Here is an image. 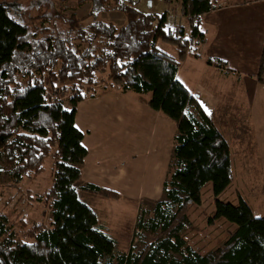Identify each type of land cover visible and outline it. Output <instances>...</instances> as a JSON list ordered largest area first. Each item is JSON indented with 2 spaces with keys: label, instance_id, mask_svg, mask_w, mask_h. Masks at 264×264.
Masks as SVG:
<instances>
[{
  "label": "trees",
  "instance_id": "obj_1",
  "mask_svg": "<svg viewBox=\"0 0 264 264\" xmlns=\"http://www.w3.org/2000/svg\"><path fill=\"white\" fill-rule=\"evenodd\" d=\"M73 1L89 4L84 17L88 22L64 17L66 27L62 30L42 23L30 29L10 17L0 3V151L11 167L7 174L16 184L40 172L49 157L53 160L52 185L43 197L48 202V226L33 225L28 232L30 241L22 242L0 216V264H100L101 258L111 255L112 241L97 229L96 215L77 199L75 189L86 156L82 133L74 126L76 106L85 100L83 87L90 92L103 81V74L109 86L122 94L147 96V107L171 120L183 135L175 157L186 168L176 172L173 181L187 198L159 237L191 228L187 208L201 204V190L209 185L214 211L207 223L223 219L234 225L235 231L193 264H264V217H255L240 195H236L235 204L218 199L232 182L226 140L215 129L192 133V122L183 114L185 107L193 106L208 121L197 96L176 78L189 42L182 38L177 43L180 36L175 38L166 28L165 12L137 11L139 0ZM177 1L190 24L191 37L202 40L198 24L212 10V0ZM109 11L120 12L124 24L117 27L98 19ZM37 18L40 22L49 20L46 16ZM158 42L172 46L175 55L159 51ZM79 44L84 47L79 49ZM206 64L215 65L209 60ZM257 79L264 84V45ZM47 88L52 93L70 88V108L47 101ZM93 193L102 199H120L107 189ZM145 254L144 249L138 263Z\"/></svg>",
  "mask_w": 264,
  "mask_h": 264
},
{
  "label": "crops",
  "instance_id": "obj_2",
  "mask_svg": "<svg viewBox=\"0 0 264 264\" xmlns=\"http://www.w3.org/2000/svg\"><path fill=\"white\" fill-rule=\"evenodd\" d=\"M175 2L177 1L175 0ZM212 4V10L202 16L198 24V31L202 34L204 41L202 42L201 40V42L193 44L190 54L195 56V58L186 56L178 67L176 74L177 80L191 94L197 96L199 105L211 126L196 107H185L183 114L192 122L193 129L195 128L194 126L201 124L202 129H209L210 131L215 129L223 136L229 146L233 183L235 178L239 179L237 182L238 187H235L236 190L255 217H264V169L257 171L253 168L254 163L258 166L259 153L264 152V129H262L264 128V85L257 84L254 81L248 87V89H251L249 93L247 86L241 89L245 96L250 94L248 110L250 121L247 124L235 127L225 120L219 123L222 117H217L218 121L213 118L214 109L218 102L215 98H218L217 94L223 91L221 83L218 84L217 81L227 82V79L232 76L224 75L221 70L218 71L214 66L205 63V60L212 61L215 65L216 63L217 65L224 63L225 69H230V75H235L237 72L242 74L238 67L241 70L248 69L249 66L253 68L254 59L257 56L259 58L260 51L264 45V0H212ZM165 24H169L167 19ZM251 44L256 46L255 50L250 49ZM221 50H225V52L220 55L215 53ZM197 63H200L198 65L207 70L204 71L206 76L203 80H201L203 75L199 79L197 72L195 73V70L199 68L198 65L196 67ZM207 66L209 69L206 68ZM209 77L212 80H209ZM243 78L245 82L249 79ZM207 79L209 83H204ZM214 81L215 83H213ZM90 100L94 99L91 98ZM85 101H89V99L77 104L74 119V126L82 133L81 144L86 150L80 179L76 182L75 189L77 199L96 215L97 229L103 232L113 243V251L111 255L105 257V261L108 258V264H144L149 253L154 254L155 252L147 249L144 259L138 263V258L145 247L141 248L136 243H142L145 235L147 236V241L144 246H147V243H151V245L152 243H159V247L155 246V255L158 256L165 255V249H170L169 246L172 247L168 243L171 240L170 237L176 238L184 235L182 241H187L186 238H191L192 236H194V240L197 239L196 241L208 240L206 232L201 231L202 229H195L189 217L191 228L175 229L170 234L159 238V240L155 242L153 240L156 231L158 229L160 231L163 230L175 210L187 198L186 192L173 181L174 174L186 168V164L175 157V150L182 142L183 135L178 134L174 127L172 132L174 143L171 153H168L165 160L163 159V154L157 157L148 166V169L146 166V161L148 160L146 158L138 160L142 164L134 160V154H137L140 141L138 138L133 137L131 139L127 137L126 126L115 123L121 121L120 116L112 118L114 121L112 122L105 115L106 107L100 105L99 107L102 108L99 109L91 107L87 120L80 121L82 115H80L79 108L80 104ZM130 104L141 110L140 114L143 116L141 117V122L143 124H146L148 120L158 118L159 114L149 107L134 102H130ZM95 110L100 112V119L97 121L94 120ZM261 125H263L262 128L260 127ZM122 129L126 130H124L122 135L117 133L121 132ZM227 129L229 130L225 133ZM239 130L241 131L239 132ZM227 135H230L231 139H228ZM238 139H241L242 142L237 141ZM146 169L153 174L156 171L158 177L161 172L165 171L158 182H154L149 186V190L144 188V182H140L145 178ZM171 170L172 172L170 173ZM256 175L260 179L257 182L251 181V177ZM229 187L230 185L218 196V199L227 193L226 191ZM204 188H207L210 192L209 185ZM101 189L111 190L120 195L119 200H112L118 201V203H112L116 204V206L113 207L111 203H107V199H102L98 195L89 193V191L93 192ZM202 190L201 204L193 206L200 207L202 205ZM176 193L181 194L180 202L175 201V198H173ZM155 197L156 199L153 200ZM211 197L213 198L212 195ZM231 198V201L226 202L235 204L236 200H234L232 195ZM171 204L173 207H170ZM148 206H150V210H148ZM116 208H118L117 211ZM213 211L212 201L209 217L212 216ZM217 220L226 222L223 219ZM227 224L235 231L234 225ZM147 233L152 234L149 235ZM190 253H187L188 259H190L189 263H182L177 260L173 264H193L204 254L197 253L194 250H190ZM183 256H185V253ZM166 257L168 256L166 255Z\"/></svg>",
  "mask_w": 264,
  "mask_h": 264
},
{
  "label": "rangeland",
  "instance_id": "obj_3",
  "mask_svg": "<svg viewBox=\"0 0 264 264\" xmlns=\"http://www.w3.org/2000/svg\"><path fill=\"white\" fill-rule=\"evenodd\" d=\"M0 3L4 4L7 7L8 15L10 17H12L19 23L27 25L30 29L39 27L42 23V25L44 26L55 27L56 30H62L66 27L63 23L64 17L69 18L70 16H73L78 20H83L90 8L88 3L76 5V2L73 0H67L65 2H60L59 0H0ZM178 4V1L175 2V0H139L135 6V9L144 14L153 13L155 15H162L165 12L166 19L169 23L165 24V26L167 25L166 28L172 32L175 38L178 39V37L180 36V38L177 40V43L180 42V39L182 38L186 39L189 42L190 48L185 52V57L189 56L195 58V56H192L190 53L192 51L193 44L201 42V40H197L196 38L191 37L192 35L190 34V24L186 22L185 17L182 15L181 7L180 5L178 6ZM39 16H46L49 20L40 22V18H37ZM98 19L103 22H110L117 27H120L125 22L124 16L117 11L101 13L98 16ZM87 22L88 19H84V23ZM203 41L204 40L202 39V42ZM83 47V44H79V49H82ZM255 47L256 46L253 44L250 45L251 50H255ZM156 48L159 51H162L171 56L175 55L174 48L166 43L158 42L156 44ZM224 52L225 50H221L219 52L216 51L215 53L220 55ZM260 55L259 58L257 56L256 59H254L253 63L255 64L253 68L252 66H249L248 69L241 70L238 67V70L241 71L242 74L237 72L235 73V75H230L231 71L230 69H225L224 63L213 65L214 68L218 69V71L221 70L224 75L232 76L230 77V79H227V82L217 81L218 84L221 83L223 91L217 94L218 98H215L218 102L216 108L214 109V120L218 121L217 117H222L219 123L225 120L235 127H240L241 124H247L250 121V118L248 116L250 94H246L245 96L244 92L241 89L245 86H247L248 89V87H250V85L253 84L254 81L257 82V84L264 85L257 79V70ZM207 61L208 60H205V63ZM200 63H197L196 67ZM206 68L209 69L208 66ZM204 71L207 70L203 69V67L200 66L195 70V73L197 72L199 79L201 75H203V78H201V80H203L206 76ZM243 77L249 78L250 81L249 79H247V81L245 82ZM209 80L212 79L209 77ZM209 80H205L204 83H209ZM101 81L102 82H100L99 84L90 88V92H86V88L83 87L82 94L83 96H85V100L89 99V101H85L80 104L79 112L80 115H82V119H80V121L87 120L89 109H91V107L94 109H99L102 108L99 107L100 105L105 106L106 117L114 122L112 118H118V116H120L121 121H117L115 123H117L118 125H125L127 128V131L125 129H122L121 132L117 133H120V135H122L125 130L127 132V137L131 139L133 137L139 139L140 145L137 154H134V160L138 161L146 158L148 160L146 161L147 168L152 162L155 161L157 157H160L162 154L164 155L163 159L165 160L168 153H171V148L174 143L172 140V132L174 131L173 122L158 113L159 115L157 114V119L150 121L148 120L146 124H143L141 122V117H143L142 114H140L141 110L130 104V102L147 106L146 103L148 97L138 96L133 93L122 94L118 90L109 86L108 82L105 80L104 74L101 75ZM213 83H215V81ZM238 89H240V91H238ZM209 90L212 91L211 89ZM46 91L47 101H57L61 103L62 108H70L68 99L73 94L70 88L56 93L49 92L48 88L46 89ZM247 91L249 93L251 89H248ZM91 93H93V97H91ZM91 98L94 100H90ZM95 112L96 113L94 114V120L97 121L98 119H100V112H98L97 110H95ZM207 122L211 126V123L209 121ZM195 124L197 125V123ZM194 127L195 128L192 130V133H198L201 129V124ZM260 127L262 128L263 125H261ZM228 130L229 129H227L225 133H227ZM206 131H209V129H207ZM240 131L241 130H239V132ZM227 137L228 139H231L230 135H227ZM237 141L242 142L241 139H238ZM256 152L258 153V151ZM259 155L258 166L255 163L253 165V168L257 171H259L260 169H264V152L259 153ZM52 161V158L49 157L44 161L40 172L31 174L29 175V177H23L16 184H14L12 183V179L7 174L11 170V167L5 163L3 153L2 151H0V169L3 170L0 172V216H4L6 218V226L14 234V237L22 242L30 241L28 238V232L32 229L33 225L41 224L44 227L48 226V202L44 201L43 197L48 193L52 185ZM138 162L142 164L140 161ZM148 169H146L145 178L140 182H144V188H148L149 190V186L154 182H158L165 171L161 172L158 177L156 171L153 174ZM171 172L172 170L170 171V173ZM258 179H260L258 175L251 177V181L257 182ZM238 180V178H235V182L233 183L232 179V185L230 184V187L226 191L227 193L223 194V196H220L221 200L231 201V195L232 197H234V200H236V195H240V193H238L235 188L236 186L238 187ZM89 193L93 192L89 191ZM180 195V193H176L173 196V198H175V201H181ZM155 199L156 197L153 200ZM202 200L203 202L200 207H196L193 205L188 206L186 215L194 224L195 229H202L201 231L206 232L208 240L196 241L197 239L194 240V236H192L191 238H186L187 241H182L184 235L181 237L177 236L176 238L170 237L171 240H169L168 243L172 245V247L169 246L170 249H165V255L158 256L155 255V246L159 247V243H152V245L151 243H147V246H144V243L147 241V236L145 235L143 237L142 243L137 242L136 244H139L141 248L145 247L143 248L145 249V251H147L148 249L155 252L154 254L149 253V256L146 257V261H144V264H160V262H162V264H172L177 260L181 261L182 263H189L190 259H188V254H191L190 250H194L197 251V253L203 254L216 246L222 245L225 242V239H227V237L233 230L229 224L223 222L222 220L213 221L211 224L207 223V220L210 218V206L212 205L213 201V198L211 197L210 192L207 190V188H204L202 190ZM106 201L107 203L111 204L118 203V201H112L109 199H107ZM112 205L113 207L116 206V204ZM148 207V210H150V206ZM170 207H173V205L171 204ZM117 210L118 208H116V211ZM160 233L161 231L158 229V231H156L155 235L153 236L154 242L159 240ZM147 234L150 235L152 233ZM186 250L188 254L186 253ZM184 253L185 256H183ZM166 255L168 257H166ZM106 260L107 261H105V257L101 258L100 264H108V258H106Z\"/></svg>",
  "mask_w": 264,
  "mask_h": 264
}]
</instances>
